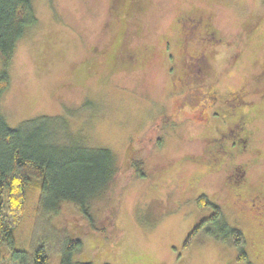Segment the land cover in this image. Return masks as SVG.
Returning a JSON list of instances; mask_svg holds the SVG:
<instances>
[{"label": "rangeland", "instance_id": "1", "mask_svg": "<svg viewBox=\"0 0 264 264\" xmlns=\"http://www.w3.org/2000/svg\"><path fill=\"white\" fill-rule=\"evenodd\" d=\"M32 6L36 21L10 58L0 112L12 127L43 118L59 143L111 149L117 174L90 200L93 224L72 203L44 210L31 192L16 232L24 252L9 248L3 264H32L41 244L49 264H61L67 237L82 241L74 260L92 264H264V0ZM194 21L197 31L187 26ZM240 119L252 132L244 151L232 143ZM202 195L242 231L246 260L208 222L185 247L215 210L199 204Z\"/></svg>", "mask_w": 264, "mask_h": 264}, {"label": "trees", "instance_id": "2", "mask_svg": "<svg viewBox=\"0 0 264 264\" xmlns=\"http://www.w3.org/2000/svg\"><path fill=\"white\" fill-rule=\"evenodd\" d=\"M35 21L32 0H0V55L4 61L0 96L10 84L8 66L17 41ZM131 164L135 173L145 174L142 161L133 160ZM116 174V158L111 149L59 143L51 136L50 126L43 118L27 119L12 127L0 112V264L4 263L9 248L15 253L24 252L16 247V232L31 192L39 191L44 210L57 213L64 203H72L93 224L90 200L104 193ZM202 203L213 205L215 210L195 226L185 247L208 222L212 227L207 231L238 246V260H246L242 231L231 227L221 208L205 195L199 197V204ZM81 247L80 238L67 237L61 249V264H92L88 260H74V253ZM49 261L48 249L44 244L39 245L32 264H49Z\"/></svg>", "mask_w": 264, "mask_h": 264}, {"label": "flooded vegetation", "instance_id": "3", "mask_svg": "<svg viewBox=\"0 0 264 264\" xmlns=\"http://www.w3.org/2000/svg\"><path fill=\"white\" fill-rule=\"evenodd\" d=\"M197 20H202L200 17L197 19ZM183 21H184V23L182 24V26L181 27H183L182 29H185V27H186V17L185 18H183ZM203 21V20H202ZM209 24V22L207 23V25ZM200 25V23L198 24V21H194L193 23H190L189 25L187 24V26H188V28H192V29H194V28H198L197 26H199ZM201 25H202V23H201ZM200 25V26H201ZM190 26V27H189ZM195 30V29H194ZM195 31H197V30H195ZM207 35H209L208 37H209V39H211L210 41H213V40H215V41H218V38H216L215 37V35H214V32L212 33V34H207ZM244 106H247V104L246 105H244ZM251 105H249V106H247V107H250ZM244 113L243 112H240V115H243ZM244 116H245V114H244ZM241 121H244V120H241L240 119V124L241 125H239V127L241 128V129H239V131H236V134H238V137H237V139L236 140H232V143L234 144V146L235 147H238V150L239 151H244V150H246V149H248V147L250 146V142H251V130L247 127V125H245L244 124V122H242L241 123ZM235 125V124H234ZM235 129H237V127H235ZM240 148V149H239ZM230 151V150H229ZM214 161H216V159L214 158L213 159ZM217 162H218V160L215 162V164H217ZM223 163V162H222ZM222 163H220V165H222ZM220 169V168H219ZM237 172L239 173V176L237 177L238 178V181H239V185H243L247 180H248V177H247V173H248V170L246 169V168H238V170H237ZM236 187H238V185L236 184ZM242 193V192H241ZM254 198H258V196L257 195H254L253 196ZM259 200H260V203H261V198L259 197L258 198ZM262 204V203H261Z\"/></svg>", "mask_w": 264, "mask_h": 264}]
</instances>
